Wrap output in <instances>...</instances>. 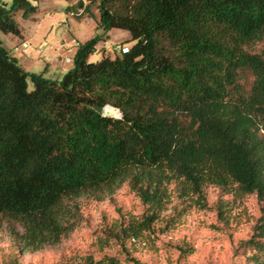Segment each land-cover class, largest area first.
Masks as SVG:
<instances>
[{
	"label": "trees",
	"instance_id": "16d2710c",
	"mask_svg": "<svg viewBox=\"0 0 264 264\" xmlns=\"http://www.w3.org/2000/svg\"><path fill=\"white\" fill-rule=\"evenodd\" d=\"M86 1L66 10L92 16L97 2V28L128 31L126 52L89 65L97 34L50 79L0 41V225H20L18 253L70 230L67 198L127 180L146 207L121 226V244L154 231L172 194L182 212L204 203L208 185L234 186L261 205L248 242L264 264V47L251 50L264 38V0ZM35 2L0 0V31L20 36L14 14ZM106 104L122 116H103Z\"/></svg>",
	"mask_w": 264,
	"mask_h": 264
},
{
	"label": "rangeland",
	"instance_id": "374dc122",
	"mask_svg": "<svg viewBox=\"0 0 264 264\" xmlns=\"http://www.w3.org/2000/svg\"><path fill=\"white\" fill-rule=\"evenodd\" d=\"M77 2L37 0L36 10L27 17L18 11L14 18L21 36L0 31L2 46L16 47L13 55L17 59L24 56L18 63L28 72H43L46 78L53 79L72 67L76 45L97 34L101 40L89 62L119 55L121 45L131 47L128 31L97 28V2L90 7L92 16L80 8V15H74L73 9L66 10L67 5L76 7ZM23 41L27 47L19 49ZM263 47L264 38L251 45V50ZM28 56L31 62L26 65ZM251 81L248 76V87ZM28 87L33 88L29 79ZM181 200L178 193L172 194L160 215L163 220L156 223L154 231L138 239L123 240L122 244L117 238L121 226L146 207L127 180L112 189L67 198L70 230L59 242L33 252L18 253L12 231H21V227L4 218L0 225V264H105L112 259H117V264H256L250 260L255 251L248 242L260 215L261 205L255 194L241 196L234 186L223 190L208 185L201 206L190 202L181 212Z\"/></svg>",
	"mask_w": 264,
	"mask_h": 264
},
{
	"label": "water",
	"instance_id": "95a60500",
	"mask_svg": "<svg viewBox=\"0 0 264 264\" xmlns=\"http://www.w3.org/2000/svg\"><path fill=\"white\" fill-rule=\"evenodd\" d=\"M93 64V62H89V65ZM112 110L116 111V114L114 112H112ZM103 116H109V117H114V118H120L122 116V113L120 112V110L116 107H113L110 104H106L103 107Z\"/></svg>",
	"mask_w": 264,
	"mask_h": 264
},
{
	"label": "built area",
	"instance_id": "2783aa9c",
	"mask_svg": "<svg viewBox=\"0 0 264 264\" xmlns=\"http://www.w3.org/2000/svg\"><path fill=\"white\" fill-rule=\"evenodd\" d=\"M79 14H80V12L75 13V15H79ZM26 47H27V43H26V41H23V42H21V46L19 47V49H24ZM16 50H17V48L15 47L14 51H16ZM127 50H128V48L126 46L121 47V52H126Z\"/></svg>",
	"mask_w": 264,
	"mask_h": 264
},
{
	"label": "crops",
	"instance_id": "0c3cea01",
	"mask_svg": "<svg viewBox=\"0 0 264 264\" xmlns=\"http://www.w3.org/2000/svg\"><path fill=\"white\" fill-rule=\"evenodd\" d=\"M35 4H37L36 2H35ZM37 10H38V8H37ZM22 33V32H21ZM21 36V35H20ZM20 36H18V37H20ZM16 37V36H15ZM12 38V37H11ZM17 43V42H16ZM15 44V43H14ZM77 46V45H76ZM11 49V48H10ZM75 53V52H74ZM24 56H22L21 58H18V60L19 59H22ZM28 58V61L26 62L27 64L26 65H28V62L30 63L31 62V58H29V56L27 57ZM22 66V65H21ZM22 68L25 70V71H27L23 66H22ZM28 72V71H27ZM62 76V75H61ZM50 79H53V78H50Z\"/></svg>",
	"mask_w": 264,
	"mask_h": 264
},
{
	"label": "bare ground",
	"instance_id": "6f19581e",
	"mask_svg": "<svg viewBox=\"0 0 264 264\" xmlns=\"http://www.w3.org/2000/svg\"><path fill=\"white\" fill-rule=\"evenodd\" d=\"M112 112H114L116 114V111L115 110H112Z\"/></svg>",
	"mask_w": 264,
	"mask_h": 264
}]
</instances>
